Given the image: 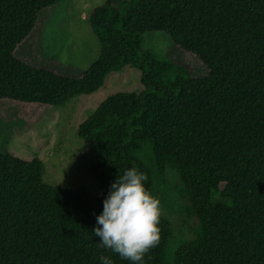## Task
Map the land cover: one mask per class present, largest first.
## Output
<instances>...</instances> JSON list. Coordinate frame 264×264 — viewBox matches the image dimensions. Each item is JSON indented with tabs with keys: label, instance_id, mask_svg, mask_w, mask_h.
I'll return each instance as SVG.
<instances>
[{
	"label": "trees",
	"instance_id": "16d2710c",
	"mask_svg": "<svg viewBox=\"0 0 264 264\" xmlns=\"http://www.w3.org/2000/svg\"><path fill=\"white\" fill-rule=\"evenodd\" d=\"M65 1L0 0V103L62 108L126 67L145 89L110 96L79 128L96 145L99 198L47 185L40 158L0 154V264H101V255L132 264L93 234L111 184L132 167L167 213L186 214L193 235L162 215L144 264H264V0L109 1L89 16L101 50L79 77L16 56L41 13ZM149 33L167 35L208 75L144 51Z\"/></svg>",
	"mask_w": 264,
	"mask_h": 264
},
{
	"label": "rangeland",
	"instance_id": "374dc122",
	"mask_svg": "<svg viewBox=\"0 0 264 264\" xmlns=\"http://www.w3.org/2000/svg\"><path fill=\"white\" fill-rule=\"evenodd\" d=\"M109 1L127 0H68L44 11L16 56L32 66L70 77L81 76L98 60L101 50L90 28L89 16ZM141 48L186 65L195 77L208 75L197 57L180 51L163 33L146 34ZM140 78L139 70L126 67L110 74L93 95L77 97L62 108H20L0 103V154L26 162L40 158L45 165L47 185L65 190L83 188L92 196L101 197L100 184L90 173L97 161L96 145L80 139L79 128L110 96L141 94L145 87ZM168 178L173 187L177 186V175L170 172ZM163 215L183 236L193 237L185 213L173 215L164 210Z\"/></svg>",
	"mask_w": 264,
	"mask_h": 264
},
{
	"label": "clouds",
	"instance_id": "9594fccd",
	"mask_svg": "<svg viewBox=\"0 0 264 264\" xmlns=\"http://www.w3.org/2000/svg\"><path fill=\"white\" fill-rule=\"evenodd\" d=\"M147 180V174L136 167L119 174L103 200V212L96 217L98 226L93 230L101 241L98 248L132 264H144V257L160 241L158 225L164 209L160 199L145 188ZM100 261L113 264L104 255Z\"/></svg>",
	"mask_w": 264,
	"mask_h": 264
}]
</instances>
